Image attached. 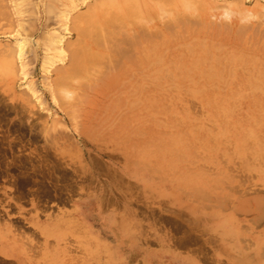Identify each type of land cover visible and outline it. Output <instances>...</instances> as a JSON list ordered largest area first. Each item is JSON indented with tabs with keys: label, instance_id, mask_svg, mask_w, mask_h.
<instances>
[{
	"label": "rangeland",
	"instance_id": "374dc122",
	"mask_svg": "<svg viewBox=\"0 0 264 264\" xmlns=\"http://www.w3.org/2000/svg\"><path fill=\"white\" fill-rule=\"evenodd\" d=\"M93 1L95 0H0V154H2L0 167L3 169L6 164L12 165L7 163L11 161L12 150L15 154L23 153L22 157L25 159L23 169L28 172L25 174L28 175L26 180L29 181L22 184L23 187L19 192L12 183L16 170L11 169L8 174L3 172V176H0V199L2 200L0 202V246L6 247L4 244H7V248L21 252L22 264L26 262L27 264H78V262L79 264H123L127 258L123 253L118 252L121 246L124 249L131 246L134 248L128 251L130 264H145L140 255L141 249L156 253L152 259L153 264H264V149L251 139L243 140L238 128L236 129V126L232 124L234 120L235 123H240L244 129H247L248 122L245 116L248 104L245 100H240L232 107V116L227 114L224 117L216 114L213 104L205 100L202 94L192 96L189 93H180L173 102L166 96L159 99L158 106L161 105L162 110L172 108L176 111V115L157 113L154 117L158 125L156 122L151 124L152 119L146 118L145 112H140L137 117L132 118L130 112L134 108L129 107V103L119 105L117 110L106 114L107 106L113 100L122 99L126 102L125 100L131 98L132 85L137 81H144L139 74H127L120 78L118 84L106 87L104 83L107 80L106 76H109L107 72L113 73L125 64L134 65L128 62L126 56L122 57L127 59L121 58V60L112 58L118 50L114 37L110 39L113 38L115 42L111 43L109 39L107 41L112 44L111 48L113 45L115 46L113 48H117L116 52L111 53L113 56L109 58L110 60L107 59L109 54L105 56V60L108 61H102L104 59L97 61L98 70L100 65L103 66L101 71L105 73L104 78L101 77L102 73L97 75L101 72L97 70L98 67L97 72L93 69L97 63H92L96 66L90 68L95 71L91 72L98 80L93 81L97 87L92 85L90 78H81V80L89 79L92 87L91 85L87 87L89 84L87 82H85L87 85L83 84L84 81L80 85L81 81L76 80L78 75L76 79L73 78L74 82L70 83L68 80L62 82L65 85L67 82L70 83L67 86L64 85L67 91L61 88L63 85H59V88L55 86L58 83L59 70L65 68L70 62L72 51L69 45L73 43H70L68 39H72L71 42L73 39L77 40V32L72 26L74 13L86 10ZM146 1L152 6V15H147L144 21L137 22L143 24L142 22L146 21L147 24H145L151 30L156 27L161 32V38L167 34L162 17L164 20L170 11L172 16L180 15L178 14L181 13L180 9H186L189 4L188 0V4L186 3L185 6L183 4L182 7L181 4L186 0H172L173 2L170 1L173 3L170 5L172 10H169V6V9H164L166 7L164 6L160 12L161 6L156 7L158 2ZM223 1L200 0L203 5L200 3V7L197 6L200 8H198L199 16L203 13L201 8L204 6L208 17L206 22L209 27L212 26V30L215 29V35L218 33L216 37L224 43V51L246 50L255 57L261 58L264 55V29L261 31L264 27V0H235L236 3H233V0L228 2L225 0L226 4ZM192 4L188 5L189 9ZM174 6L178 10V13L174 11L177 15L173 14ZM167 10L168 13H164ZM182 12L184 13V10ZM184 15L185 18L181 15L180 18L186 21L187 14ZM149 16L152 18L149 19L151 21L148 20ZM175 16L174 19H177ZM255 16L259 19L257 17L255 19ZM64 18L67 20L65 21ZM168 18L164 21L170 20ZM226 20L229 21L227 23L229 26L225 24ZM191 21H189L190 24ZM197 21L195 22L199 26L202 21L199 20L200 23ZM134 23L129 24L136 31L135 35L136 37L138 35L139 43L145 44L144 37L149 31L146 30V34H140L144 27L142 25H140L142 28L136 27ZM186 23L185 28L182 25L186 34L182 31V27L180 31L181 24L177 21L176 25L173 22L175 29L168 25V31L177 30L175 31L177 40L176 35L165 37L169 38L171 42L169 47H173L174 50L179 47V36L193 37V31L191 30L189 34L188 29L191 26L187 24L186 27ZM223 23L227 27L222 28ZM248 23H251L250 27ZM69 24L72 29L69 28ZM255 24L259 27L255 28ZM177 25L179 26L176 27ZM238 25L246 28V31L242 29L241 31ZM131 26H126L125 29L126 33H129L127 35L129 38L132 37V33H135L130 32ZM194 27L196 28L195 25ZM156 28L152 30L156 36H153L150 30L152 40L154 37L157 40ZM224 29L228 31V34L224 33ZM255 29L258 32L256 36H254ZM240 31L245 33L239 35ZM121 32L124 33V31ZM208 33L212 34V32ZM235 33L243 36V38L239 37L242 40L240 44L237 42ZM57 36L62 37L61 42L56 41ZM127 36L124 38V35L119 34L117 39L123 37L122 42L128 41L129 45L131 41L129 42ZM258 36L261 37L260 40ZM25 37L29 41L20 60L17 56L16 42ZM136 39L138 41V38ZM122 42L119 43L124 46L125 43ZM104 43L101 41V44ZM12 45L16 46L15 49ZM64 45L68 46L64 47ZM101 46L99 47L102 51L110 52L108 45L106 46L108 49ZM131 48L133 49V44ZM123 49L121 54L130 55L132 50L122 53ZM21 63L23 66H20ZM262 63L264 64V56ZM107 66L110 67L109 71ZM104 68L107 70L105 71ZM234 68L237 73L246 71L243 65H237ZM97 77L101 78V84H104L105 90L98 87L100 80ZM72 84L79 87L75 89ZM79 88L83 93L78 91ZM169 88L170 86L165 84L163 90L151 89L150 93L158 97L169 92L175 95L174 90ZM233 88V86L217 87L214 96L216 98L227 94V91ZM59 89L62 90L59 91ZM256 93L258 94L259 91L256 90ZM74 95L75 98H73ZM134 95L141 96L136 93ZM78 98L81 100L78 101ZM138 108L133 112L135 113ZM72 114L75 116H71ZM106 116L108 117L104 119ZM170 117H173V123L170 122ZM126 119H131L129 124L125 123ZM226 122H228L227 128ZM137 127L143 130L139 133ZM213 132L215 136L212 135ZM260 132L264 139V128ZM174 134L182 137L190 135L188 139H191L192 145L188 149L191 158L181 161L173 169L158 170L157 165H153L156 162L154 156L140 154L143 149L149 148L156 156L158 150L156 145L159 143L157 137L174 136ZM241 140L243 144L239 146ZM163 157L167 158L168 154L163 153ZM187 177L195 178L190 186L186 183ZM204 181L206 195L192 193L191 187L200 186ZM4 188L5 193H3ZM46 188L50 189L47 193L50 197L45 194L40 199L38 195L42 194V189L47 191ZM17 192L21 196L16 197ZM88 196L93 197L95 211L112 213L110 229L104 226L97 212L91 216L92 226L80 222L75 204L79 199H88ZM40 200H43L45 206L41 205ZM5 211H8L11 216H21L27 231L28 243H24L28 245L4 242L8 241L10 235L7 226L3 224L7 216ZM51 214L54 218L64 220L56 221L57 224L53 226H47L44 221ZM121 227H124V232L129 231V233L120 234ZM34 228L33 231H36L37 236L29 235L31 234L29 231ZM110 237L112 242H105ZM29 244L34 246L31 251ZM10 258L16 257L13 255L7 258L0 254L2 260ZM1 261L0 264H2Z\"/></svg>",
	"mask_w": 264,
	"mask_h": 264
},
{
	"label": "bare ground",
	"instance_id": "6f19581e",
	"mask_svg": "<svg viewBox=\"0 0 264 264\" xmlns=\"http://www.w3.org/2000/svg\"><path fill=\"white\" fill-rule=\"evenodd\" d=\"M155 1L158 2L156 7L161 6L160 7L161 10L159 9L160 12H162V10H163L162 7H164V6H166V7H164V9L165 8H167V9L170 8L169 10H172V8H171L172 6L170 7V5L173 4L172 0H169V1H166V2L164 0L163 1L155 0ZM170 1H172V2H170ZM192 1L193 0H191V1L189 0V4L193 3L192 6H194V8L192 6H190V8L192 10L188 8V5H189L188 4V0H186L185 2L182 1V2H184V3L181 2L182 4L178 3L179 5L181 4V6L183 4L185 6L186 3L188 4V5L186 4L187 5L186 9L188 8V10H186L184 8H181L180 10H181V13H183L182 11L184 10L183 15L187 14V18L188 19L190 18L192 13H194L195 15L193 14L191 16L190 20L187 19L185 21L184 18L186 16L184 15L185 16L184 17L181 13H178L177 12L178 10H177V8H175V6H174L175 10H173V12L176 11L178 14H180L182 17H184L183 18L184 20H182V17L180 18V15H177L176 12H174L173 14L176 13L177 16H175V15L172 16V13H170L172 11H170L169 13H168V10L166 12H164L165 10L163 11L164 13H168V17L171 16V18H168L167 15L165 14L166 18H168L171 21H173L175 23V25H176V21L179 24H181L183 21H185V22H187L186 23V27H187V24H189L192 27V28L189 27L188 29L190 30L189 34H191V30L193 31L192 32L193 33V37H191V38H186V37L185 38L184 37L181 38L179 36V38H178V39H180L179 40L180 41L179 42V47H178V49H175V50L173 49V47H169L170 43H171L169 38H165V37H168V36L171 37L173 35L174 36L176 35L175 38L177 40V32H175L177 30H175V31L173 30V29H175V25L173 24V22H171L170 20L164 21L166 18L163 20V17H162V22L164 24V25L163 24L162 25L166 28L167 34H166V36L161 38V34H160L161 32H159L158 31L159 29H157L155 27L157 29V31L155 30L157 32L156 33L157 34V40H155V37L152 40V35L150 34V33H152L154 31L153 29H155V28H153L152 29L153 31H152L151 29H149V27H147L148 25H146L147 24L146 21H145L146 24L144 22H142L143 24H141V23L139 24V22H137V21H144L143 19H145L147 17V15H152V12H153L152 11V6L146 0H95L91 4L88 2L90 5L86 8V10H83V11L79 10L80 13L77 11V13H74L75 16L73 15L74 18L72 16V18H73V20H72V24L73 25L72 26L74 27L73 30H76V32H77V36H76L77 40L75 41V39H73L74 42L73 41L71 42L72 39H68V40H70V43H73L75 46L73 44H70V45H72V47H70V45H69V49L71 48L70 51H72L70 53L71 57L69 58L70 62L67 64V66L63 65V66H65V68H62V69L59 70V72H58L59 73V75H58V78H59L58 79V83L59 84L56 82L57 84H55V86L57 85L58 88H59L61 85H63V86H61V88H63V90H64L65 86H67L71 82L75 81L74 79H76L75 77H77V75H78V77H77L76 80L78 81V79H79V81H81L80 85H81V83H83L82 81H84L83 84H85V85H87V83L89 84V81H88L89 79L86 81V80H81V78H84V79L85 78H90V81L92 83H93L94 80L98 81L97 79H95L96 76H93L94 73L92 74V72L96 71V68L99 65L97 63V61L99 59H101V60L104 59L102 61H108L107 59H109V58L111 59V57L113 56V54L111 55V53H113V52L115 53L116 52L115 50L118 48L117 52H118V54L120 53L119 55L121 57L116 52L114 54L115 56H113L112 58L114 60H117V59L121 60V58H124V59L128 58L127 59L128 62L129 63L131 62L134 65H126L124 63L125 66L124 65L122 67L120 66V68H117L116 66H113V67L117 68V70L116 71L114 70L115 72L110 73V74H109L110 67L108 68V66H107V69L109 71V72H107V74L109 76L108 77L106 76L107 80H106V83H104L106 85V87L109 88L111 86H114V85L118 84L120 82L119 81L120 78H122L123 76H125L127 74H139V75H141L143 77L144 81L143 80L137 81L136 83H134L132 85V87H131V91H132L131 98L128 99V100H125L126 102H124V100H122V99H118V100H115V101L113 100L110 103V105L107 106L106 114H110L109 112H112L113 110H117L119 105H123V104H128L129 103L128 104L129 107L134 108V110L139 107L135 113L133 112L134 110H132L130 112V116L132 115L131 116L132 118H134V116L137 117L140 114V112H145L146 118L152 119V123L151 124H154L156 122V124L158 125V123H157V121L155 120V117H154L155 115H157V113H166V114H168L170 116L171 115H174V116L176 115V111L174 109L171 108V109L166 110L164 108V110H162V106L161 105L158 106L159 99L160 98H164L166 96H168L171 99V102H173V99H175V97H177V95H179L180 93H184L185 92V93L191 94L192 96L193 95L195 96L197 94H202L204 96L205 100H207L208 102L213 104L214 110H216V114L218 116L223 115L224 117L227 114L231 115V113H232L231 111L233 110L232 107L234 105L238 104V102L243 99L248 104L247 105L248 111H247V114L245 116L246 117V121L248 122V127H247V129H244L243 128L244 126H242L240 123H235L234 120H232V124L234 126H236V129L238 128L237 130L239 131V133H240V135H241L243 140L251 139V140L255 141L257 143V145H260L261 149H264V142H263L264 139H263V135L260 132V130L262 128H264V93H262V92H264V64L262 63V58H263L264 55H262L261 58H260V57H255L253 54L247 52L246 50H233V51H229V52L224 51L223 50L224 43L222 42L221 39L216 37V35H218V33H216V35H215V31H214L215 29L213 28V30H212V26L209 27L208 26V22H206L208 17H207V14H206L207 11L204 8V6L201 8V10H203V13H201V15L199 16L198 10L200 9L199 8L200 7V3H202V2H200V0H197V2H196V0H194L193 2ZM226 1L228 2V0H226ZM234 1L235 0H233V3H236ZM159 2H161V3L163 2L162 5H160L161 3H159ZM164 2H165V4H164ZM230 2H232V1H230ZM225 4H224V6H225ZM202 5H203V3H202ZM221 5H222L221 7H223V4H221ZM168 6H169V8H168ZM197 6H199V7H197ZM205 6H206V3H205ZM186 11L187 12L188 11L191 12V14H189V12L187 13ZM195 12L198 13V15ZM160 14H163V13H160ZM239 14H240V12H239ZM158 15H159V13H158ZM156 16H157V14H156ZM174 16L179 21L177 19H174ZM172 17H173V19H172ZM256 17L257 16H255V19H256ZM72 18H69V19H72ZM149 19H152L151 16L148 17V20ZM210 19L212 21V18H210ZM257 19H259V17H257ZM64 20L66 21L67 19L64 18ZM181 20H182V22H181ZM197 20L198 21L199 20L202 21L201 24H199V26L195 22ZM227 20H226L225 24L229 26V24H227V23H229V21H227ZM149 21H151V20H149ZM189 21H191V24L189 23ZM185 22H183V24H181V26L177 25L176 27L179 26L180 31H181V29L183 27L185 28ZM194 22H195V24H194ZM129 23L130 24L134 23L133 25L136 26V27H141L140 25H142V27H144V28L141 27L142 31H141L140 34L145 33L146 30H147V32L149 31L148 32V34H149L148 37H150L151 39L149 38V40H148V37H147L148 34H146L147 33L146 32L145 33L146 35L144 34L146 36V37H144V40H145L144 43L145 44L139 43L140 42L139 37H138V35L136 37L135 34H137V33H136V31L133 29V27ZM170 23H172V24H170ZM198 23H200V22H198ZM256 23H257V21H256ZM217 24H218V22H217ZM225 24L223 23L222 28L223 27H227ZM250 24L248 25L249 27L251 26ZM69 25H70L69 26V28H70L71 24H69ZM168 25L171 26V27H174L173 29L171 28L173 34H171L172 33L171 31H168L169 30V26ZM182 25H184V26L182 27ZM193 25H195L196 28L195 27L193 28ZM241 25L243 26V24H241ZM246 25H247V23H246ZM256 25L257 24H255V28L260 26L259 23H258L259 26H256ZM126 26H128V27L131 26L132 29L130 30V32L131 33L133 31L135 32V33H132L131 35H132V37L133 36H135V37H133V38L130 37L129 38V36H127L129 33L128 34L126 33V31H127V30H125ZM145 26L147 27V29H146ZM238 26H240V25H238ZM242 26H240V30L241 29L245 30L246 28H241ZM248 26H246L247 29H249ZM167 27H168V29H167ZM234 27H236V26H234ZM184 28H183L182 31L185 30ZM71 29H72V27H71ZM71 29H69V30H71ZM218 29L219 28H217V30ZM238 29H239V27H238ZM262 29H264V27L261 28V31H262ZM150 30L152 32H150ZM229 30H230V28H229ZM235 30H236V28H235ZM257 30H258V28H257ZM257 30H256L254 36H256V34L258 33ZM121 31H124V33H122ZM223 31H225V29ZM139 32H140V29H139L138 33ZM208 32H212V34L211 33L209 34ZM226 32L228 34L227 30L224 33H226ZM235 32H237V31H235ZM253 32H254V28H253ZM184 33L186 34L185 31H184ZM184 33L181 32V34H184ZM237 33H235V36H236V39H238L237 42H239V44H240V42L242 40L239 39V37L243 38V36H238ZM244 33L241 32V34L239 33V35H242ZM119 34L121 36L124 35V38H126L125 36H127V38H129V42L131 41V43H129V45H128V41H127V43H126V41L122 42L123 41V39H122L123 37L117 39L118 38L117 36H119ZM152 34H153V36H156V35H154V32ZM114 35H116V36H114ZM226 35H225V37H226ZM260 36H258L259 40L261 38ZM111 37H114L115 41H117V42L113 41L114 40L113 38H112L113 40L110 39ZM158 37H160V38H158ZM57 38H58V36H57ZM136 38H138V41H136L137 40ZM249 38H250V36L248 37V39ZM252 38L255 39V37H252ZM108 39L110 40L111 43L113 41V42H115L116 45L118 44L119 47L116 46L117 48H113V47H115L113 45L112 48H111L112 44L107 41ZM232 39H233V37H232ZM100 40L102 41V43H104V42L109 43L110 45L109 44H107V45L109 46L110 49H108V47H106L107 45L106 46L104 45L106 43L101 44ZM119 40L123 44L125 43L124 46L119 43L120 42ZM28 41H29V39L25 37V38L17 40V42H16L17 47L12 45L14 49L16 47L17 56H18V58L20 60H21L22 54H24L23 50H24L25 46L28 44ZM56 41L61 42L62 41V37L59 36V38ZM44 42H46V41H44ZM64 42H66V41H64ZM99 42H100V44H99ZM130 44H131V46L133 44V49L131 48ZM3 45H5V44H3ZM9 46H10V44H9ZM67 46L64 45V47H67ZM99 46H101V47H103L105 49H108V51L110 50V52L107 53L106 50L102 51ZM120 46H122V47L120 48ZM127 46H129V48H131V49L127 48ZM250 46H251V43H250ZM3 48H5V47H3ZM60 48H62V47H60ZM123 48H126L127 51H125L126 49L124 50ZM260 48H261V46H260ZM111 49H112V51H111ZM122 49H123L122 53L129 52L130 50H132L131 52H133V51L134 52L132 53V55H131V52H130V55L128 53L127 54L125 53V55H123V54H121V50ZM0 50H1V47H0ZM25 50H27V49H25ZM2 53H4V51ZM108 54H109V56H108ZM116 54H117V56H119L120 59L117 58ZM105 56L106 57L108 56V58L106 60H105V58H106ZM122 56H126L127 58L122 57ZM23 63H21L20 66H23ZM92 63H97L96 64L97 66L93 65ZM237 65H243L245 67L246 71L243 72V73H237L235 71V68H234ZM92 66L93 67L96 66V67L93 68ZM91 67L93 69H95V71L93 69H90ZM102 67L103 66L100 65V70H98L99 67L97 68V70L100 72ZM104 67H105V65H104ZM58 69L59 68L57 67V71H58ZM107 69L104 68L105 71ZM102 71L100 73H98L97 75L99 76V74L102 73L101 77L104 78L103 74H105V73L102 72ZM80 74L82 76H80ZM91 78H94V79L91 80ZM97 78L99 80L101 79L99 77H97ZM59 80H60L61 83L63 81L65 82L67 80L70 83L67 82L66 83L67 85H65L63 83L60 84ZM101 81L102 80H100V82H99L100 84L97 83L98 87L99 88H103L105 90V86H104V84H101ZM85 82H87V83H85ZM145 83H147V85ZM78 84H79V82H78ZM83 84H82V86H83ZM94 84H95V82L92 85L97 87V85L96 84L94 85ZM165 84L170 86L169 89L174 90L175 95H171V94H169L171 92H169V93L163 94L161 97H158V96L150 93V91L152 92V90H154V91L163 90ZM90 85L91 84H89L87 87H89ZM92 85H91V87H92ZM72 86L75 87L73 84H72ZM220 86L221 87L222 86H227V88L228 87L230 88V86H233L234 88L231 89L230 91H227V94H223V95H220L219 97L215 98L214 95H215V92H216V88L220 87ZM77 87H79V86H77ZM77 87H75V89ZM67 89H68V87H67ZM60 90H62V89H59V91ZM80 90L81 89L79 88L78 91H80ZM256 90L259 91L258 94L256 93ZM74 92H75V90H74ZM81 93H83V92H81ZM84 93H85V95H87L86 92H84ZM134 93H136L138 95H141V96L138 97V96L134 95ZM80 95L82 96L83 94H80ZM71 96H73V94ZM77 96H79V95L77 94ZM73 98H75V95H74ZM79 99L80 98H78V101L81 100V99L80 100ZM82 99H83V97H82ZM76 106H77V103H76ZM74 107H75V105H74ZM73 115L74 114H72L71 116H73ZM107 117L108 116H106L104 119H106ZM130 120L131 119H126L125 123L129 124ZM170 122L173 123V117H170ZM227 126H228V122H226L225 127L227 128ZM137 129L139 130V133L143 130V129L139 128V127H137ZM212 135L215 136V132H213ZM189 136L182 137V136L177 135V134H174V136L173 135H167V136L162 135V137H157L158 140H159V143H158V145L155 144L157 146V148H158V150L156 151L157 154L155 153L156 156L154 155L153 150H151L149 148L143 149L140 152V154L144 155V156H146L148 154H149V156H154L156 158V162H154L153 165H157V169L158 170L162 171V170H167L168 168H169V170H171L175 166H177L181 161H184L185 159L187 160V158H191V155L189 154V150L188 149L191 147L192 142H191V139H188ZM242 144L243 143H242V140H241L239 146L242 145ZM20 149H21V147H20ZM12 152H13V150H12ZM12 152H11L12 158L10 159L11 161L7 162V163L12 164V165L10 166V165L6 164L7 166L6 165L3 166V169H2V167H0V176L1 177L3 176L2 175L3 172L8 174L11 169L16 170L17 172L16 173L14 172L15 174L13 173L15 175V177H13L12 183L15 185V187H17L18 191L20 192V188L23 187L22 184H26V181L29 182L28 180H26L28 175L25 174V173H28V172L23 169V166H24V163H25L24 162L25 159L22 157L23 153L21 155V154H19V152L18 153L16 152L17 154H15V152L14 153H12ZM20 152H22V151H20ZM165 152L168 154L167 158L163 157V153H165ZM0 155H2V154H0ZM3 157H4V154H3ZM25 158H27V157L25 156ZM0 165H1V160H0ZM35 165L36 164H34V166ZM150 166H152V165H150ZM193 179H195V178H191L190 177V179H189V177H187L185 179L188 186H190L191 184L194 183ZM205 185H206V182L204 181V182H202L200 184V186L191 187L192 193L198 194V195L200 194L201 196L206 195L207 191L204 190ZM49 190L47 189V191H46V190L42 189L41 191H43V192H42V194H40L38 192L40 194V195L37 194L38 197L40 199H42L45 194H46L45 196L50 197V195L47 194V193H49ZM36 191H37V189H36ZM5 192H6V190L4 188V192L3 193H5ZM19 192H17L16 197L17 196H21V194ZM29 192H30V190H29ZM34 192L35 191H33V193ZM21 193H22V191H21ZM88 197H89L88 199H83V200L79 199L77 201V203L75 204V209H76V212H77V216L80 218V222L81 223L84 222V223H87L88 225L92 226L91 216L95 215V213L97 211H95L94 203H92V198L93 197H91V196H88ZM43 200L46 201L47 197H46V200L45 199H43ZM43 200H40V203H41V205L45 206V203L43 202ZM1 201L2 200L0 199V202ZM101 202H102V199H101ZM5 212H6L7 216H6V220L4 221L3 224H5L7 226V229L9 230L10 235L8 237V241L5 240L4 242H15V243H17L19 245L21 243H24V242L28 243L26 226L23 224V219L20 218L21 216H18V215L17 216H11V215H9L8 211H5ZM97 214L103 220L104 226L106 228L110 229L109 225L111 224V221H112V213L111 212L102 213L99 210L97 212ZM62 215L64 216L65 214H62ZM47 217L48 218H46L45 221H44V223H46L47 226H53V225L57 224L56 221L64 220L62 218H54L52 216V214L47 216ZM0 219H1V217H0ZM123 229H124V227H121V233L120 234H122V235L124 234L125 235L127 232L129 233V231L124 232ZM27 230H29V229H27ZM33 230H35V228L31 229L29 231V233L31 232V234H29V235H35L36 234V231H33ZM38 234H39V232H38ZM35 236H37V234ZM28 238H30V237H28ZM31 240H33V239L31 238ZM55 241H57V240H55ZM105 242H112V238L110 237ZM27 243H24V244H27ZM252 243H254V242H252ZM4 245L6 247L0 246V254H2V256H4V257L6 256L7 258L13 257V255H14L16 258L15 259L10 258L8 260L7 259L6 260L0 259V261L2 260L1 261L2 264H5V263L6 264H22V262H21V258H22L21 252H19L17 250L14 251V249L11 250L10 248H7V244H4ZM49 245H50V243H49ZM28 247H30V251H31L32 247H34V246L29 244ZM118 247H119V245H118ZM121 247H119V251L118 252L123 253V255L127 258V259H125L123 264H130V257H128L129 256V252L128 251H132L134 248L132 246L128 247V249H124V248H121ZM248 247H249V245H248ZM26 249H27V247H26ZM73 249H75V248H73ZM67 250H69V249H67ZM16 251H17V253H16ZM78 252H79V249H78ZM39 253L40 252H38V254ZM252 254L253 253H251V255ZM140 255L143 257L145 264H153L152 259H153V256L156 255V253L154 251L152 252V251H149V250H142L141 249L140 250ZM33 256H36V255H33ZM125 257H123V258H125ZM263 261H264V259H263ZM26 264H27V262H26ZM78 264H79V262H78Z\"/></svg>",
	"mask_w": 264,
	"mask_h": 264
},
{
	"label": "crops",
	"instance_id": "0c3cea01",
	"mask_svg": "<svg viewBox=\"0 0 264 264\" xmlns=\"http://www.w3.org/2000/svg\"><path fill=\"white\" fill-rule=\"evenodd\" d=\"M170 264V263H169Z\"/></svg>",
	"mask_w": 264,
	"mask_h": 264
}]
</instances>
